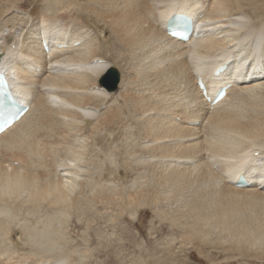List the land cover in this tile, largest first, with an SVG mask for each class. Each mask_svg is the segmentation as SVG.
Instances as JSON below:
<instances>
[{"label":"bare ground","instance_id":"1","mask_svg":"<svg viewBox=\"0 0 264 264\" xmlns=\"http://www.w3.org/2000/svg\"><path fill=\"white\" fill-rule=\"evenodd\" d=\"M8 1L0 0V19L18 9L15 1L5 11ZM39 1L41 5L25 15L0 23V71L7 73L15 94L31 108L0 136V264H73L80 248L59 257L42 254L47 250L44 244L53 251L51 247L65 240L55 219L67 225L73 211L96 205L118 207L117 221L125 213L140 219L149 215V208L161 210L170 198L178 203L189 191L195 196L187 205L192 221L184 223L181 211L168 219L181 253L195 251L212 263L217 256L229 260L222 264H233L237 258L264 261V0H166L161 9L155 7L160 0L154 4L96 0L88 6H82V0ZM103 3L108 7L101 8ZM175 15L193 18L196 33L187 42L168 35ZM86 30L95 38L86 39ZM44 44H49V53ZM112 47L127 57L121 60L102 51ZM133 58L153 60L151 67L158 69L155 79L180 86V93L171 96L155 90L150 94L156 99L146 96L142 88L149 82L142 68L135 75L119 74L121 87L109 85L119 61L129 63ZM225 66L217 76L215 72ZM198 78L207 87V97ZM227 86V97L213 105L217 92ZM116 96L122 102L114 101ZM106 103L115 106L101 109ZM132 121L144 128L134 140L140 156L127 148L130 158L115 177L111 173L98 177L87 191L91 151L102 147V158L108 159L116 151L101 133L108 131L118 140L117 128H130ZM90 139L96 143L92 148ZM56 147L55 170L32 171L34 160H44L48 150L53 155ZM146 158L154 161L156 188L134 191L110 186L116 180L127 183L130 169L139 173ZM16 161L23 166H15ZM241 177L248 186H237ZM26 196L33 212L54 213L43 223L45 231L30 222L21 226L29 248L21 244L14 227ZM215 231L219 235L213 241ZM173 263L189 264L177 259Z\"/></svg>","mask_w":264,"mask_h":264},{"label":"rangeland","instance_id":"2","mask_svg":"<svg viewBox=\"0 0 264 264\" xmlns=\"http://www.w3.org/2000/svg\"><path fill=\"white\" fill-rule=\"evenodd\" d=\"M15 1H16V6L18 7V9H15L14 11L12 10V13L10 12V15L6 16L9 18H6V17L1 18L0 20L2 19L3 20L0 23L5 24L11 18H13L14 15H25L26 10H31L33 8H36V6L38 7L41 5V2L39 0H9L7 3H4L5 4L4 10L8 11L11 8L12 3H15ZM94 1L96 0H82L81 5L82 6L84 5L88 6L89 4L95 5ZM150 1L151 3L154 4L153 2L154 0H150ZM160 1H163V2L162 3L160 2V4L155 6L156 9H161L165 6L164 3L166 0H160ZM21 5L24 6L22 10L23 9L25 10L20 11L19 8H21L20 7ZM100 7L106 8L108 7V5L103 3L101 4ZM249 13L250 12H248V14ZM250 16H253V15H251L250 13ZM62 21L63 19H61V22ZM253 21L255 22V20ZM15 33L16 32H13L12 34H15ZM83 33H85L86 39L88 37H90L91 39H94L96 36L94 32H89L87 30L83 31ZM106 35L107 37L110 36L109 34H106ZM109 49L106 48V50L103 49L102 51L108 52L111 55L117 56L121 58V60L123 59V57L125 56L127 57V55H125V51L118 50V48L116 47H112V49L111 48ZM121 60L119 61L118 72H120L119 74L122 76V78L124 77L125 73L127 76L131 74L135 75L137 72H139L140 68L145 69L143 71H145L147 75L149 84H146V86H144L142 90H144L146 96H150L152 99H156L157 97L154 94L152 93L150 94V92H155V90L162 91V93L167 92V95L172 93L171 96H174L173 93L176 91L180 93L181 91L180 86L177 87V85L174 86L175 84L171 82H165L164 81L165 78L159 77L155 79L156 77H158L157 75H155L157 74L158 69H154L151 67L152 63H154L153 60L144 59L143 61L142 59L140 60V62L139 61L137 62V60L133 58L134 61H130L129 63L122 62ZM158 63L160 65L161 60H158ZM158 63H155V64L158 65ZM163 66H160V67L164 68ZM151 69H154L155 71L154 70L152 71ZM140 74L142 75V71L140 72ZM152 77L154 79H152ZM107 82L109 83V85L113 87L114 82H115V77L108 78ZM150 83L153 85L159 84L160 86L157 89H155L154 86L150 85ZM121 85H122V82L120 83V87ZM263 96H264V92L261 94V97H262L261 99H264ZM116 99L122 102L121 99H118V96H116L114 101ZM231 102L232 100L230 99V101L227 102L226 104H229ZM108 104L109 103L102 105L101 109H105ZM111 104L112 105L109 104L108 106H112V107L115 106V103H111ZM250 113L251 114L255 113V111L251 110ZM125 119H127V117L123 116V120ZM130 125L131 127L125 130L124 129L121 130L117 128V134H118L117 139L118 140H115L114 136L108 133V131H103L101 133L100 137L103 139H106L107 143L111 144V146L113 145L112 149L116 151L112 152V159H108L107 157L102 158V156L104 155L103 153L105 152V150H103L102 147H99L98 150H94L95 149L94 148L91 151L92 153L90 157H88V162H90V165H89L90 167H87V169L88 171H91V174L88 177L90 179V183L86 187L87 191H89L91 187V183H93L92 181L99 180L101 177L109 173H111L112 178L115 177L117 169L123 167L125 160H127V158H130V156L127 154L128 149H129V152L134 153V155L140 156V154H137L135 152L137 151L135 147L138 141L134 142V140H137V138L140 137V131L143 130L144 128L142 126H139L137 123L134 124L133 121L131 122ZM50 140L54 141L55 139H50ZM88 144L91 145V146L89 145L91 148L93 147L94 144L96 145L94 139H90L88 141ZM53 151L55 155L54 154L51 155L50 154L51 151L48 150L49 156H46V157L44 156V160L45 162H47V166L45 165L44 160L38 157V159L34 160L33 162L34 164H32V168H31L33 169L32 171L36 172L37 170H42L43 168L46 167L44 169L45 171L53 172L55 170L54 166H56V163L58 162L59 149L56 147ZM93 156H94V159L92 158ZM5 160L6 161L8 160L7 155H4L3 161ZM38 160L40 161L36 162ZM153 162H154L153 160L146 158L145 163L141 164V170L139 173L134 172V170L130 169V173H132V176H131V179L129 178V181L127 183H125L123 180L121 182L120 180L118 181L116 180L117 182L115 181L114 183H110V186L117 188V189L128 187L134 191L140 188L142 189L144 187L146 188H150V186L152 188L155 187L156 180H155V175L153 173L154 170H152V166H151L153 165L152 164ZM39 163H42L43 166H40ZM51 163L53 165V170H49ZM19 165L23 166V164H19V162L16 161L15 166H19ZM51 168L52 166L50 167V169ZM110 168H112V170H110ZM106 178L109 179V176H107ZM156 187H157V184H156ZM194 197L195 196H194L193 191H189V192H186L185 196L178 203H175V199H173L172 201L171 200L172 198H170L167 202L164 203V205L161 206V210H158L157 208L156 209L149 208L148 216L143 215V217L139 219L137 215L134 217V216H131V214L125 213V216L121 218L119 221L116 220L117 214L120 211L118 207L106 209L107 207L104 205H96L93 207L92 210L91 209L88 210L86 208L81 207V209L78 210L79 212L73 211L71 213L70 217L68 218L69 222H67L68 224L66 223L67 225H64V224L61 225V223H59V220L55 219L56 222H58V223L55 222V226L58 229L63 231L62 237L65 240L64 241L62 240L60 244L58 243L57 247L59 248L51 247L53 251H51V249L48 250L50 246L48 244L43 243L44 246L47 247V250L45 248L43 250L44 253L42 251V254H44L43 256L48 255V257L49 256L59 257V256H62L63 253L65 254L67 251L71 252V250L73 251L74 249L77 250V248L78 249L80 248L81 249V251L79 250L80 254L79 253L76 254L78 258L74 260L73 264L75 263L77 264H136V262L137 261L140 262V260H141V263L143 262L142 264H145V263L157 264L158 261H159L158 264H176V263H173L175 262L176 259L180 263H182V261H185V262L187 261L189 264H222V263L228 262L229 261L228 259L226 258L219 259L220 257L217 256L218 261H215V263H212L210 262V259L204 260L203 257L198 252H195V251L194 252L187 251L186 253H181L179 249L180 246L177 245L178 241L173 242V240L177 238V233L174 232L173 227L171 226L168 219L172 217L175 211H181L182 214L185 216V219L183 220L184 223L192 221L191 219H189V213L187 212L188 211L187 205L191 201H193ZM27 199H28L27 196L23 198L25 207L22 208L23 210L19 208V210H22L20 212L21 215L19 214L18 219L14 223V227L18 231V238H20L21 244L25 245L26 248H29L28 240L22 234V231L20 230L21 226L26 225L27 223L30 222L36 227H42L43 223L49 218L48 214L50 215L54 213L53 211H49L47 213V211H44V210H41L40 212H37V211L33 212V210L28 208V203L26 202ZM156 211L157 212L161 211L160 214L163 215V218H164L163 221H161L158 218V214ZM26 220L27 221L29 220V221L27 222ZM16 225L18 228L16 227ZM163 225H165V227L162 229V233L159 234L158 231ZM44 229L45 228L43 227L41 228V230L45 231ZM143 230H144V233H143ZM218 235H219L218 231L217 232L215 231L213 233V236L211 237V240L215 241ZM225 238L227 241L229 240L228 238L231 239V237H228V236H226ZM70 239L71 241L67 242V240H70ZM42 240H45L43 235H42ZM229 241H232V240H229ZM63 242H64V245L66 244V246H62ZM71 245L73 246V249H70ZM11 247L14 248V245L13 246L11 245ZM29 251L30 250H28V252ZM45 251L48 253L45 254ZM87 251L89 252L88 255H87ZM56 252H57V256H56ZM151 253L153 254V256ZM188 253L192 255V258L189 257L190 254L188 255ZM51 254L53 255L51 256ZM232 261H235L233 264H264V261H260V260H253V261L244 260L243 261L240 258H237L235 260L232 259Z\"/></svg>","mask_w":264,"mask_h":264},{"label":"water","instance_id":"3","mask_svg":"<svg viewBox=\"0 0 264 264\" xmlns=\"http://www.w3.org/2000/svg\"><path fill=\"white\" fill-rule=\"evenodd\" d=\"M113 73L110 75L111 77H115V82H114V88H117V86L120 83V77H119V73L116 71H112Z\"/></svg>","mask_w":264,"mask_h":264}]
</instances>
